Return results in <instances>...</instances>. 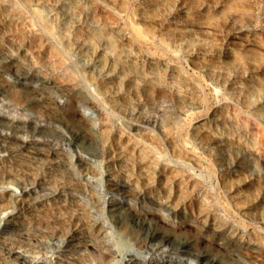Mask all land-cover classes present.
I'll use <instances>...</instances> for the list:
<instances>
[{
  "label": "rangeland",
  "instance_id": "rangeland-1",
  "mask_svg": "<svg viewBox=\"0 0 264 264\" xmlns=\"http://www.w3.org/2000/svg\"><path fill=\"white\" fill-rule=\"evenodd\" d=\"M71 94L74 118L50 108ZM1 117L0 226L19 218L0 264H125L106 253L126 245L116 198L186 215L183 238L219 257L195 237L205 202L236 258L264 259V0H0Z\"/></svg>",
  "mask_w": 264,
  "mask_h": 264
},
{
  "label": "bare ground",
  "instance_id": "bare-ground-1",
  "mask_svg": "<svg viewBox=\"0 0 264 264\" xmlns=\"http://www.w3.org/2000/svg\"><path fill=\"white\" fill-rule=\"evenodd\" d=\"M4 69L11 70L13 67L8 65L4 67ZM12 88L13 87H11V89ZM10 93L14 97H18L20 94L19 91L15 89L11 90ZM66 101L65 108H63V106H59L55 101H50L52 104L50 108L52 110L57 108L56 110H58V107H60V109H62L61 112L64 115L74 118L78 112L77 97H75V94H71L68 96ZM3 119L5 118L1 117L0 121ZM8 122L16 123L10 119H8ZM90 122L92 125H94L91 120ZM18 123L20 122L16 123L17 126L20 125ZM68 137L72 139V136ZM209 139V137H205V140ZM147 164H149V167L151 166L150 162ZM84 169L89 170L90 167H85ZM168 170L176 172L175 175L171 174V177H168V180L174 179L178 173H184L185 171L183 167L178 166H172L168 168ZM105 178L108 188L111 191L117 192L121 195H129L138 198V191H136L138 192L136 193L135 191L131 190V188L127 189L124 185H120L111 175H107ZM193 182V190H196V188H199L200 184H202L201 181ZM76 188L80 193H85V191H83L80 187L77 186ZM181 192L184 194V189ZM111 206L115 208V210L112 209V212L110 213V219L112 221L111 227L113 228V232L116 233L119 238H121V241L124 240V243H126V245H121L120 248H110L106 252L109 254L110 258H112V260L116 259V257H119L118 261H122L125 264H192L190 258L193 257L196 259L194 264H264V259L261 257L253 256L250 260L248 259L249 261L236 258L237 254L235 247L230 245L228 246L223 240V237L235 236L232 231L227 229L229 227V224L227 223V219L229 217L222 218L221 220L219 215L213 214V220H217V222L210 223L211 216L208 215V212L211 208H209L205 202L200 201L197 203L196 201H193L191 203V207L195 209L192 216L194 218H203V223L197 225L198 230L195 231V237L198 239L199 243L205 242L217 248L221 253L219 257H217L215 254H211L210 252L209 254L205 255L201 250H195L188 240L183 238L181 233L188 232L190 227L194 225L188 222L186 215H183L182 213L180 214L178 212H174L175 214L172 216V218L177 219L175 221L172 219L170 220L169 217L165 218L161 211L156 209H147L144 211V213L133 212V204H131L128 200H122L118 198L113 199L111 201ZM213 209H215V207ZM18 218V215L10 214L5 220L4 225L0 226V231L6 232L12 230L16 225L15 220H18ZM160 221L166 227H172L176 233L170 234L167 230H163V228H161L158 224ZM171 221H173V223H171ZM101 228H93L94 233L100 236ZM60 230L63 231L65 229L61 226ZM217 233L218 236H216ZM238 238L241 240L240 237ZM171 244L174 247H170ZM247 245L248 248L254 251L255 245ZM167 246L170 248H165ZM154 254H159V256H154ZM173 254H176V257H173ZM97 259L98 264H105L107 259L106 254L103 251L99 252Z\"/></svg>",
  "mask_w": 264,
  "mask_h": 264
}]
</instances>
